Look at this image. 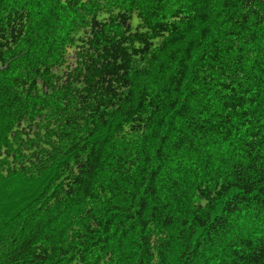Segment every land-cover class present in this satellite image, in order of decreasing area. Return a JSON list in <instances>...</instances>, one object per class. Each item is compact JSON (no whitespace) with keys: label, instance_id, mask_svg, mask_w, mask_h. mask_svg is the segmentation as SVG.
<instances>
[{"label":"trees","instance_id":"trees-1","mask_svg":"<svg viewBox=\"0 0 264 264\" xmlns=\"http://www.w3.org/2000/svg\"><path fill=\"white\" fill-rule=\"evenodd\" d=\"M0 264H264V0H0Z\"/></svg>","mask_w":264,"mask_h":264},{"label":"rangeland","instance_id":"rangeland-1","mask_svg":"<svg viewBox=\"0 0 264 264\" xmlns=\"http://www.w3.org/2000/svg\"><path fill=\"white\" fill-rule=\"evenodd\" d=\"M136 23V18H133V24Z\"/></svg>","mask_w":264,"mask_h":264}]
</instances>
